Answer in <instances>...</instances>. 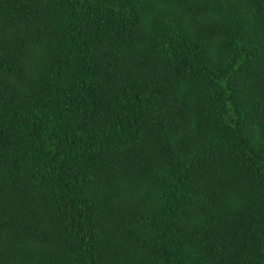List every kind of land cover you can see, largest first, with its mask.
Wrapping results in <instances>:
<instances>
[{
  "label": "trees",
  "instance_id": "1",
  "mask_svg": "<svg viewBox=\"0 0 264 264\" xmlns=\"http://www.w3.org/2000/svg\"><path fill=\"white\" fill-rule=\"evenodd\" d=\"M0 264H264V0H0Z\"/></svg>",
  "mask_w": 264,
  "mask_h": 264
}]
</instances>
